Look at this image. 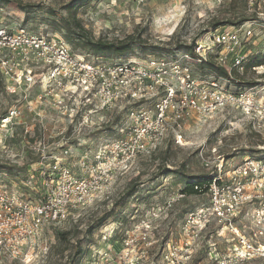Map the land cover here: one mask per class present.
Masks as SVG:
<instances>
[{
    "label": "rangeland",
    "instance_id": "obj_1",
    "mask_svg": "<svg viewBox=\"0 0 264 264\" xmlns=\"http://www.w3.org/2000/svg\"><path fill=\"white\" fill-rule=\"evenodd\" d=\"M68 1L22 0L25 9L17 3L0 4V22L66 40L61 26L68 14L64 8ZM78 19L93 40L130 39L136 45L121 57L97 56L85 48H75L66 40L77 53L86 54L91 60L144 59L149 55L176 57L183 53L179 45H188L225 29H239V32L251 29V36L245 40L246 58L264 53V0L253 6L246 0L221 3L218 0H94L79 11ZM215 23L221 24L214 26ZM216 51L212 54H217ZM193 64L197 75L210 73L201 70L197 62ZM231 74V82L222 81L230 89L258 87L264 91V67H247L245 60L243 70L232 67ZM40 89L41 86H34L30 108L29 101L8 94L4 82L0 84V119L13 107L21 111L15 124L0 123V166L6 167L0 171V188L16 191L34 201L43 199L45 180L56 163L70 167L80 177L82 155L95 153L100 144L114 138L127 113L125 104H121L93 109L90 113L85 111L88 116L84 118L77 107L89 110L94 105L83 94L59 104L62 93L39 100ZM84 119L89 122L85 124ZM262 155L264 121L260 118L249 117L238 108H226L205 121L195 118L187 125L184 144L169 137L152 153L115 171L102 197L73 211L67 221L44 227L28 260L0 251V264H76V242H81L84 251L80 264H100L98 255L105 251L121 252L124 258L120 264H133L132 259L144 249H150L149 257L161 264L167 244L182 240L187 214L208 200L205 193H184L178 198L186 181L190 177L204 179L223 158L230 167L246 156ZM148 221L151 225L147 228ZM65 230H70V242L59 239L58 232ZM132 231L140 232L141 238L135 248L124 252L123 239ZM198 240L200 245L192 264H220L211 258L209 250L211 247L213 252L217 249L222 253L228 246L224 237L209 230L202 232ZM240 264H264V261Z\"/></svg>",
    "mask_w": 264,
    "mask_h": 264
},
{
    "label": "built area",
    "instance_id": "obj_2",
    "mask_svg": "<svg viewBox=\"0 0 264 264\" xmlns=\"http://www.w3.org/2000/svg\"><path fill=\"white\" fill-rule=\"evenodd\" d=\"M246 1L253 6L258 0ZM251 34V29H225L197 40L193 54L183 51L176 57L149 55L104 61L77 53L61 37L0 22V73L8 94L20 95L30 108L36 85L42 90L37 94L39 100L62 93L59 104L83 94L94 105L89 110L77 107L84 118L86 112L98 108L125 104L127 110L118 134L100 144L95 153L82 155L80 177L70 167L56 163L39 201L0 188V251L28 260L37 235L47 224H61L76 209L102 197L115 171L152 153L167 138L184 144L187 125L195 118L205 121L226 108H238L264 121L263 90H232L222 82H231V78L212 72L199 76L193 64L214 58L232 77V67L244 68L245 40ZM214 49L217 54H212ZM262 67L264 64L254 68ZM20 113L13 107L0 119L1 125L15 124ZM195 189L207 194L208 200L187 214L182 240L167 244L161 264H192L198 239L209 230L224 237L228 245L222 253L210 247V256L218 263L264 261V156H246L230 167L223 158L208 185H195ZM177 195L182 198L185 194ZM150 225L148 221L147 228ZM140 238V232H128L123 239L124 252L135 248ZM149 250L144 249L132 263L159 264L149 257ZM98 257L100 264H120L124 258L123 253L112 251Z\"/></svg>",
    "mask_w": 264,
    "mask_h": 264
},
{
    "label": "trees",
    "instance_id": "obj_3",
    "mask_svg": "<svg viewBox=\"0 0 264 264\" xmlns=\"http://www.w3.org/2000/svg\"><path fill=\"white\" fill-rule=\"evenodd\" d=\"M93 1L94 0H70L67 2L64 8L65 10H67L68 14L64 18V22L61 26V30L63 31V35L65 39L68 42H70L75 48H81V49L85 48L87 50L92 51L94 55L97 56H102L104 54L105 55L116 54L118 55L117 57H121L132 51L136 47V45H134L133 41H131L130 39H126L118 42H109V41H104L102 39L93 40L87 36V33L83 29V26L80 20L78 19V13L82 8L88 6ZM8 3H17L19 5L21 4L20 6H22V8L24 9L26 8L23 7L22 0H0V4H8ZM222 22L231 23L234 25L239 24L237 22H231V21H222ZM218 24L221 23H215L214 26L215 25L217 26ZM195 45H196V41L188 45L181 44L179 45L178 48L193 54ZM246 61H247V67L250 68L262 65L264 64V53L253 54L249 58H246ZM198 67L201 68V70H208L209 72L215 73L222 77L232 78L229 74V71L224 66L219 65L214 58H211L203 63H199ZM2 81L3 80H0V84H2ZM5 168H6L5 166H0V171H3L2 169ZM165 171L174 172L168 169H166ZM211 178H212V172L209 173L207 176H205L204 179L202 178L198 180L196 179V177H190L186 181L185 187L182 189V191L185 194L201 193L199 190L195 189V185L204 187L208 185ZM97 226H99V224L94 225L93 228H96ZM70 234H71L70 230L58 232L59 239L64 240L65 242H70L69 239ZM74 254L77 255L78 257L77 261H75L76 264H80V261L84 255L81 242L80 243L76 242V250L74 251ZM72 260H74V258H72Z\"/></svg>",
    "mask_w": 264,
    "mask_h": 264
}]
</instances>
